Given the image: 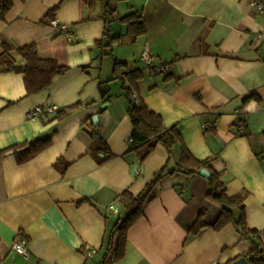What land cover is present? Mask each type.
Returning a JSON list of instances; mask_svg holds the SVG:
<instances>
[{
    "label": "crops",
    "instance_id": "crops-1",
    "mask_svg": "<svg viewBox=\"0 0 264 264\" xmlns=\"http://www.w3.org/2000/svg\"><path fill=\"white\" fill-rule=\"evenodd\" d=\"M108 2L91 8L86 0H15L4 19L0 12V56L8 43L23 67L17 50L35 44L41 59L70 68L34 95L27 94L24 74L0 72V150L52 142L24 164L15 151L0 159V264H100L109 233L127 214L123 193L138 196L164 167L178 169L180 146L170 156L159 145L144 163L128 152L131 100L123 83L112 81L115 60L142 72L138 88L146 106L167 128L178 129L196 160H210L227 195H245L248 227L261 233L264 246V43L254 46L264 16L249 0H116L111 36L126 35L120 20L132 14L142 18L147 34L109 46ZM57 6L55 19L71 27V41L50 25L48 14ZM146 46L157 58L153 67L141 60ZM159 64L168 69L158 71ZM79 103L63 121L27 118L37 106ZM101 140L114 156L102 165L98 160L108 154L93 155ZM209 192L200 174L165 176L117 264H227L245 257L251 242L233 226L190 235L201 212L208 225L221 214ZM21 236L28 240V259L13 249Z\"/></svg>",
    "mask_w": 264,
    "mask_h": 264
},
{
    "label": "trees",
    "instance_id": "trees-1",
    "mask_svg": "<svg viewBox=\"0 0 264 264\" xmlns=\"http://www.w3.org/2000/svg\"><path fill=\"white\" fill-rule=\"evenodd\" d=\"M15 0H0L1 18L4 19L10 11ZM66 0H61L64 2ZM102 0H86L87 4L92 8L96 3ZM116 0H109L106 6L105 31L104 39H107L109 46H121L125 37L136 41L139 37L147 34V29L142 21V18L136 14L129 15L120 20L123 25L127 26L125 36L112 37L110 27L116 19L117 9L115 8ZM59 6L55 7L49 14L50 19H55V13ZM103 41L98 42L97 46L102 47ZM4 52L0 56V72L2 73H17L25 75V87L28 95L40 93L52 85L55 78L66 75L70 68L61 66L56 60H43L39 57L38 48L35 44L23 46L17 52L26 61L23 67H17L15 61L10 56L13 48L8 44H3ZM142 72L140 70H130L126 63L114 61L113 64V80L123 83L122 89L129 100H133L129 107V117L133 126V134L131 138V146L128 152L138 154L141 163L154 152V150L162 145L166 148L169 155L172 156L175 147L180 146V162L177 170H168L164 167L158 172L152 182L147 185L145 190L138 196H133L129 192L122 195V201L127 212L126 216L121 217L117 224L113 227L107 238L105 253L100 264H117L126 256L128 236L134 225L144 216L146 206L152 202L155 196L158 183L167 175H172L177 171L187 175L199 174L202 169H207L210 177L207 179L210 187L208 200L216 204L221 209V214L218 220L208 225L204 222V212H201L196 223L190 230V235H198L202 230L210 228L214 231H220L228 226H233L238 229L243 238L251 242V249L246 254L250 264H264V246L261 241V233L251 230L248 227L245 210V195H236L229 197L227 195L226 186L221 181L220 175L210 167V160L198 161L183 144L182 137L176 127L167 128L164 125L163 118L149 110L146 106L139 88L138 83L142 80ZM103 96L105 93L102 91ZM251 96L245 102L253 99ZM82 106L81 103L69 108L59 109L55 114L53 121H63L70 116L74 111ZM52 144L50 139L36 140L31 144L23 146H14L6 150H0V159L9 151H15L18 162L20 164L27 163L42 153ZM22 150V151H20ZM20 151V152H18ZM103 152L108 154L105 160H98L100 165L110 161L114 156L110 153L105 143L102 140L99 142V147L93 152L97 158V154ZM239 216L236 217L235 213ZM229 262L227 264H231Z\"/></svg>",
    "mask_w": 264,
    "mask_h": 264
},
{
    "label": "built area",
    "instance_id": "built-area-1",
    "mask_svg": "<svg viewBox=\"0 0 264 264\" xmlns=\"http://www.w3.org/2000/svg\"><path fill=\"white\" fill-rule=\"evenodd\" d=\"M249 5L252 9L255 10V12L258 15L264 16V1L263 0H249ZM50 25L55 28L57 31H59L62 34H65L69 41L73 39V32L71 30V27L67 24H62L58 22L56 19L51 20ZM264 43V33L258 34L256 41H255V47L260 46ZM141 60L148 66L153 67L156 62L157 58L156 56H153L149 53L148 47L146 46L142 52ZM157 70L160 72L166 71L168 69V66L166 64H159L156 66ZM59 109L53 106H37L33 108L28 114V119H41L45 118L50 115H55ZM209 124H204V129L209 128ZM241 131L244 129L243 126H240ZM132 143V141H131ZM108 210L115 215H118L120 213V209L115 206L111 205L109 206ZM28 240L25 236H21V240L19 242L14 243L13 249L15 252L28 259L30 257V252L27 248ZM97 253V250H93L89 255H95Z\"/></svg>",
    "mask_w": 264,
    "mask_h": 264
},
{
    "label": "water",
    "instance_id": "water-1",
    "mask_svg": "<svg viewBox=\"0 0 264 264\" xmlns=\"http://www.w3.org/2000/svg\"><path fill=\"white\" fill-rule=\"evenodd\" d=\"M131 102L134 103L133 100H131ZM97 107H99V106L97 105ZM105 107H106V104H105V106H102V109H104ZM94 121L98 122V117L97 116L95 117ZM199 174H200V176H202V177H204L206 179H208L210 177V173H209V171L207 169H202L199 172ZM248 263H249V261H248V259L246 257H241V258H239L238 260L234 261L231 264H248Z\"/></svg>",
    "mask_w": 264,
    "mask_h": 264
}]
</instances>
